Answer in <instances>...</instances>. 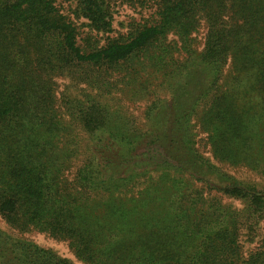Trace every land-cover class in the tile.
Returning <instances> with one entry per match:
<instances>
[{
  "label": "trees",
  "instance_id": "16d2710c",
  "mask_svg": "<svg viewBox=\"0 0 264 264\" xmlns=\"http://www.w3.org/2000/svg\"><path fill=\"white\" fill-rule=\"evenodd\" d=\"M0 221V264H264V0H0Z\"/></svg>",
  "mask_w": 264,
  "mask_h": 264
},
{
  "label": "rangeland",
  "instance_id": "374dc122",
  "mask_svg": "<svg viewBox=\"0 0 264 264\" xmlns=\"http://www.w3.org/2000/svg\"><path fill=\"white\" fill-rule=\"evenodd\" d=\"M123 14L126 15L127 13L123 11L122 15ZM201 38H202V33L199 35V39H201ZM142 105H144V102L137 103L135 106H142ZM129 112L132 115H138V112L136 111V109L134 110V108L130 109ZM233 206L239 208L240 204L237 202H234ZM0 225H1V227L4 228L1 221H0ZM263 234H264V222L262 223L259 237L257 239H255V241L253 243H247V244L245 243L243 245L244 251L248 253V251L255 248L259 238H261L260 236H262ZM26 237L35 241L39 246L47 248V249H52L57 254H59L60 256L69 258V259L74 261V258L72 257L71 253L69 252V250H68V248L64 242L56 241V240L48 238L47 236L37 234V233H30V234L26 235ZM75 263L81 264V263L76 262V261H75Z\"/></svg>",
  "mask_w": 264,
  "mask_h": 264
}]
</instances>
